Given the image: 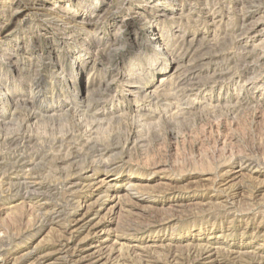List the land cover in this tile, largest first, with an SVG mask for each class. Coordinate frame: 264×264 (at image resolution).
Segmentation results:
<instances>
[{
  "label": "rangeland",
  "instance_id": "rangeland-1",
  "mask_svg": "<svg viewBox=\"0 0 264 264\" xmlns=\"http://www.w3.org/2000/svg\"><path fill=\"white\" fill-rule=\"evenodd\" d=\"M0 264H264V0H0Z\"/></svg>",
  "mask_w": 264,
  "mask_h": 264
},
{
  "label": "bare ground",
  "instance_id": "bare-ground-1",
  "mask_svg": "<svg viewBox=\"0 0 264 264\" xmlns=\"http://www.w3.org/2000/svg\"><path fill=\"white\" fill-rule=\"evenodd\" d=\"M246 21H247V20H246ZM251 30H252V29H251ZM249 31H250V29H249ZM253 38H254V37H253ZM164 81H165V80H164ZM137 86H138V85H137ZM136 89H137V88H136ZM135 91H136V90H135ZM132 92H133V91H132ZM128 94H129V93H128ZM132 94H135V93H132ZM132 94H131V95H132ZM136 95H137V94H136ZM135 97H136V96H135ZM22 163H23V162H22ZM28 163H29V162H28ZM2 165H3V164H2ZM13 176H14V175H13ZM11 179H12V178H11ZM10 185H11V184H10ZM13 185H14V184H13ZM13 185H12V186H13ZM15 188H16V187H15Z\"/></svg>",
  "mask_w": 264,
  "mask_h": 264
}]
</instances>
